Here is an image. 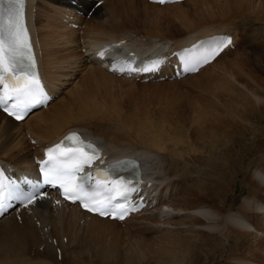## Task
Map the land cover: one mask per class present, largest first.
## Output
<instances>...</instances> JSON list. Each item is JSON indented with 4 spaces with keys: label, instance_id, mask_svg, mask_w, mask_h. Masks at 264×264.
<instances>
[{
    "label": "bare ground",
    "instance_id": "obj_1",
    "mask_svg": "<svg viewBox=\"0 0 264 264\" xmlns=\"http://www.w3.org/2000/svg\"><path fill=\"white\" fill-rule=\"evenodd\" d=\"M197 1L158 6L145 0H100L93 9V3L84 4L83 16H77L71 15L76 8L68 6L67 0H27L28 25L40 72L54 97L19 122L0 112V162L31 170V158L38 148H27V141L48 144L69 129H80L99 141L108 153L139 157L155 183L158 204L124 224L163 220L166 226L160 224L163 232L157 237H134L126 247L122 240L109 245L95 243L93 235H105L111 226L120 223L88 215L73 204L54 203L49 194L26 208H12L0 216V264H207L210 260L218 264H264L261 246L253 251V258L234 255L230 250L234 247L230 245H239L242 237L249 240L250 246L258 242L264 245V86L253 85L250 78L255 75L245 80L237 74L238 87H231L232 91L223 90L215 98L210 97L206 106L193 104L189 110L175 107L174 112L171 110L175 115L156 104L152 109L145 104L124 111L113 98L112 86L108 89L106 83H176L203 74L231 50L222 51L194 74L160 81L113 75L91 62L84 51L103 41L126 38L127 47L143 53L176 48L191 38L212 33L229 34L235 51L236 32L233 27L225 29L223 23L208 24L174 40L167 39V33H157L159 26H155L148 43H137L136 47L119 29V23L131 17H152L151 10H158L157 17L162 19L172 12L179 23H189L193 15L200 22L217 19L233 24L230 20L234 16L226 11L203 15L191 9ZM62 10H67L66 16L73 18L79 29L65 28L60 23ZM89 11L93 26L85 20L89 17H84ZM97 27L102 32L108 27L109 33L91 34ZM231 29L234 38L228 33ZM244 94L256 97L249 100ZM176 115L181 119L174 118ZM246 157L256 162L249 159L245 170L257 189L242 197L238 212H233L237 196L230 194V188L236 171L246 165ZM134 228V232L143 230Z\"/></svg>",
    "mask_w": 264,
    "mask_h": 264
},
{
    "label": "rangeland",
    "instance_id": "obj_2",
    "mask_svg": "<svg viewBox=\"0 0 264 264\" xmlns=\"http://www.w3.org/2000/svg\"><path fill=\"white\" fill-rule=\"evenodd\" d=\"M257 1L264 2V0H200L195 2L191 7V9L195 8L199 12V14L203 15L218 14L220 12L226 11L229 13L228 16H234L233 20H230L233 22L232 25H229L228 21L221 20L219 22L217 19H211L208 22H200L198 21L196 16L193 15H190L189 23L181 21V25L179 22L175 21V16L172 12L168 13L167 19L157 17L158 10H151L153 16L150 18L131 17L125 22L122 21L121 23H119V29H122L124 31L123 33H125V36L127 38L129 37L128 40L132 42V46L134 47H136L135 44L137 43H148L149 38L147 37H153L154 34L152 32V27L155 26H159L157 33H159L160 31L167 33L168 37L166 38L169 40H174L181 39L182 34L186 36L188 34H192L193 32H198L206 28L208 24L220 25L223 23L224 25H226V27H224L225 29L233 27L236 32V50H231V53L222 57V59L218 60L219 62H217L215 66L210 67L209 70H207L203 74L198 76L190 75V78L187 77L184 80L178 81L176 83L166 81L144 84L135 81L134 83L116 82L111 85L106 83L108 89H110V86L113 87H111V90H114L112 91V93L116 104L119 105V107L124 111H129L130 109H134L139 107L140 105L145 104L148 107L150 106L149 108L151 109L158 106L163 108L166 113H169V115H175L171 113V110L172 112H174L175 107H178L179 109L183 108L185 110H189L188 108L193 104L198 106H206L209 102L210 97L215 98L214 96L224 91H232L233 89H231V87L234 88L235 86H237L236 79H238V75L240 77H243V79L245 80H249V75L254 74L255 78H250L252 79L253 85L263 87L264 4L258 3ZM254 19L262 20H259V22H257L254 21ZM85 20L91 22L90 16ZM255 22L257 24L260 23V26L258 27L257 24L256 26ZM141 23L145 26L141 25ZM91 25L93 26L94 23L91 22ZM168 29H172V33H169ZM93 32H96L97 36H100V33H109V28L107 27L105 31L102 32V30L97 27L95 30L91 31V34ZM228 33H230L234 38V32L232 29L229 30ZM230 82L231 84H229ZM70 88L71 86H69L67 89ZM243 96L248 98L249 100L256 97L251 94H244ZM160 99L161 101H159ZM157 102H160L162 104L157 105ZM158 107L156 109H158ZM186 115H189V113L186 112ZM174 118H176L177 120L181 119L179 115L174 116ZM262 125H264V123H262ZM206 128L207 126L204 125V129ZM31 146L33 145H29V143L26 144L27 148ZM249 159L250 162L256 163L252 160V158L246 157V165L243 164V170L241 165V168L236 171L232 187L230 188V194L232 196H237L234 204L232 203L233 205L231 211L233 212H238V207L242 197H247L252 193L254 194L257 189L250 183V179L246 174L245 167H248ZM160 224H162V226H166L163 224V220H158L155 222H140L139 224H137L136 220H133L125 224L122 223L119 226H111L108 229V232H105V235H93L91 239L92 242H103L104 245L108 242L109 245L111 243L113 244V242H115L116 240L117 242L122 240V243L126 247L127 244L133 243L134 237H157L158 235H160V233L163 232V228H160ZM134 227H141L143 230L134 232L136 230V228ZM169 229H173V227L170 226ZM230 246H234L236 248H230L234 255H252V258L255 256L253 254V251L255 249H257L259 246L264 249V245H261L260 242L250 246L249 240L245 239L244 237L240 239L239 245H235L234 243H232ZM210 256L212 258H218L216 254L210 253ZM207 264L218 263L211 262L210 260V262H208Z\"/></svg>",
    "mask_w": 264,
    "mask_h": 264
},
{
    "label": "snow or ice",
    "instance_id": "obj_3",
    "mask_svg": "<svg viewBox=\"0 0 264 264\" xmlns=\"http://www.w3.org/2000/svg\"><path fill=\"white\" fill-rule=\"evenodd\" d=\"M25 0H0V85L4 84L7 79L11 82L12 94L11 98L16 101L13 105L15 112L9 113L10 115H16L17 119L23 118L28 109L35 106L36 104H43L47 96L43 91L38 77L34 72V63L29 62L25 65L23 60L17 59V53L20 51H31L30 45L26 41H22V37L26 36V29L23 27V6ZM159 3L173 2V0H158ZM5 5L7 9L5 10ZM8 21L6 24L5 21ZM5 43L8 45L7 58L8 67L5 65ZM217 51L230 44L231 39L229 37L217 38ZM215 54V53H214ZM103 56V53H100ZM122 65L124 61H120ZM163 61L155 60L151 64L153 67L145 66L144 69H138L137 71H157L159 65ZM115 70V69H114ZM188 70V69H186ZM7 73V75H6ZM24 73L23 76L18 74ZM8 98L4 94H0V106H3L5 111L8 108ZM68 154L59 162V166H50V175L44 176V183L56 186L60 183L61 195L65 196V199H71V196L67 194L65 189V183H71V178L75 173L80 172L85 165H91L92 160L99 157L98 148L80 138L78 133H70L63 142ZM61 145H57L56 148H60ZM53 151L52 149L49 150ZM79 153V155H77ZM122 163H132L138 167L136 162L124 161ZM70 165V166H69ZM44 172V169H41ZM99 173V170H98ZM79 183L75 184L71 188L72 195L75 196L73 202H79L82 207H86L89 212H95L100 216H112V218L124 219L127 215L129 208L122 204H115L117 196L120 199H128L132 193L138 191V181H124L122 189L117 191L116 196L108 194L105 196L103 201L93 198V202L97 204L96 207H89L85 203V198L81 196V186L90 185L91 174H85L84 176L78 177ZM118 181H114L117 183ZM100 183V181H97ZM38 187V186H34ZM7 185L4 183L3 172L0 171V210H3L7 205L4 203V192ZM113 190L109 189L111 193ZM19 198V197H17ZM37 198H42V194L39 192H32L24 196L21 203L24 206L33 203ZM117 209L119 212L117 213Z\"/></svg>",
    "mask_w": 264,
    "mask_h": 264
}]
</instances>
